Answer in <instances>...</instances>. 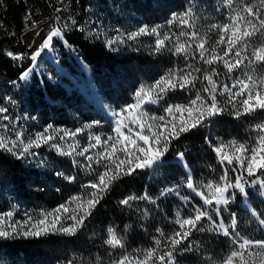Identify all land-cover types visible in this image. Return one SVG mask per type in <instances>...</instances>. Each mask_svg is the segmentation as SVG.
<instances>
[{"label": "trees", "instance_id": "16d2710c", "mask_svg": "<svg viewBox=\"0 0 264 264\" xmlns=\"http://www.w3.org/2000/svg\"><path fill=\"white\" fill-rule=\"evenodd\" d=\"M253 5L254 10L264 9L260 0H241L243 4ZM55 0H3L0 3V74L4 78H15L22 68L15 67L12 61L3 54L5 47H15L20 44L19 35L24 29V17L28 9L32 15L49 14ZM63 4V14L75 15L77 19L86 16V6L91 8V15L97 20L104 21L110 29L120 25L123 32L120 35L122 43L120 48L111 47L107 49L103 42L86 39L75 31L69 36L71 43L78 45L84 50L86 60L93 64L95 69L103 72L102 77L97 79L99 85L110 87L107 93L111 96L114 107L121 108L126 103L132 102V93L141 85H151L156 79L167 74L171 69H181L186 63L198 65L203 69L206 67L199 61V54L195 61L184 59L183 54H176L175 47L180 43H191L192 50H195V42L189 40L187 36L179 35L180 31L185 32L196 30L200 36L207 40L206 48L214 46L219 39V29L209 30L211 24H223L227 22L229 10L224 4V0H73L72 3L66 0H59ZM191 6L196 14L194 21L195 29L187 26L174 24L167 25L164 16L173 13H181L186 7ZM118 8V9H116ZM120 9L124 13H120ZM70 11H72L70 13ZM119 11V12H118ZM141 15L145 23L149 26L162 25L159 29L161 36H140L136 39H127L133 28L138 27L139 20L132 15ZM191 22V21H190ZM14 34V35H13ZM114 33H112V36ZM164 35L170 37L165 41L167 50L155 51L156 40L162 39ZM228 34H225L227 41ZM257 37H252V42L242 52V55L251 57L253 48L256 47ZM239 47V45L237 46ZM226 49V43L217 48V52L222 55ZM26 66V65H24ZM23 66V67H24ZM213 67L217 71L225 73L220 77L223 83L231 86L237 76L241 79L245 77L241 74V69L246 68L249 72L255 70L258 75L264 65L255 62L251 65L247 61L232 73L219 63ZM191 70V69H189ZM200 75V74H197ZM215 79V77H214ZM205 83H207L205 81ZM34 84V85H33ZM30 84L29 92L14 91L10 88H2L4 82L0 79V105L9 109L10 116H18L22 113L38 116V124L46 125L53 120L56 126L65 125L67 128H80L83 120H100L101 125H95L90 131L105 136L112 134V124L101 116L92 115L86 109L82 101L81 93L76 91L72 96L63 98L60 105L55 102L59 96V91L51 94L52 100L48 101L46 93L40 88L39 80L35 79ZM199 87V83H197ZM203 95V93H202ZM8 97H12L16 103L10 104ZM188 98L185 91L177 89L175 92L169 91L165 100L169 104L184 103ZM218 103L224 102V97L217 96ZM164 103V101H161ZM40 106L41 108H37ZM17 107V108H15ZM149 108L148 117L163 115L159 105L147 104ZM231 112L230 104L225 105ZM21 112V113H20ZM17 113V114H15ZM174 116L176 123L186 122L190 119L188 114L176 112ZM169 119H172L170 116ZM24 120V119H22ZM264 120V114L257 111L252 115L241 116L239 119L225 114L214 118L213 123L208 128L193 129L191 132L183 134L179 140L172 141L165 159L164 167L152 170H137L131 177H121L113 181L107 193L103 195L100 202L92 210V215L85 220V226L79 229L74 236L63 233L48 235L44 238H0V264H113L122 254L130 257H137L143 251L153 247V241L159 236L157 229L165 233V237L172 234L178 225L176 213L180 212V217L185 218L192 212L193 205H202L200 197L185 187L187 174L190 171L193 183L201 186L200 190L207 194V189L203 188L208 182H219V177L223 174L224 168L232 166L219 161L216 153L206 143V138H210L213 143L236 139L239 142L252 146L256 140L257 133L254 126ZM149 122L152 123L149 119ZM163 123V122H159ZM34 124V123H33ZM29 126V124H28ZM27 126V127H28ZM36 126V125H35ZM31 126L28 127V129ZM163 130V129H161ZM88 130L78 134L80 149L88 146ZM63 136V135H62ZM57 141L60 150L69 142V138ZM79 149V150H80ZM36 156L28 160L18 159L10 154L0 152V213L16 210L15 216H22L25 212L33 220L43 218L42 213H52L62 204H68L71 215L76 208L77 201H72L73 197L80 200L89 198L93 191L86 185L97 180V173L103 169L93 164L91 168L85 169L76 166L73 160H79L82 164L87 161L83 156L76 154L72 156L60 155L56 149L42 146L39 149L33 148ZM101 151L97 146L85 155H93ZM225 154L232 155V149L225 147ZM177 152H184L188 168L181 166L176 158ZM120 155V153H117ZM235 165L236 162L234 161ZM238 167V165H236ZM57 171L64 173V176L75 177L69 181L64 176H57ZM229 170L228 177L233 179L235 175ZM245 178L249 181L260 177ZM261 178V177H260ZM176 188L180 196H188L189 201H182L175 193L160 196L165 188ZM145 192L156 200L152 204L147 200L132 202V207L120 205L119 201L128 195H143ZM71 201V203H69ZM207 207V206H205ZM231 211L237 213V205L229 203L227 206ZM147 213V214H145ZM228 211L222 213L225 223L228 221ZM61 223L71 224L70 220L64 219L65 213L61 210ZM52 216L48 217L51 220ZM215 219V217H214ZM240 231L244 238L252 241L264 240V235L256 232L255 228L247 225L243 218L240 220ZM199 224H204V232H192L188 240H183L179 248L185 245L190 246L192 251L175 256L174 264H221L224 258L231 251L232 242L225 238L222 233L207 231L209 225L202 219ZM60 225L57 224V227ZM113 227L118 236L123 237L125 248L117 249L104 243L109 238L107 229ZM187 227V226H186ZM231 231V229H229ZM164 239L161 238L160 248L150 258L148 264H159L156 256L165 251ZM175 255V254H174ZM127 264V262H126ZM131 264H136V260H131Z\"/></svg>", "mask_w": 264, "mask_h": 264}, {"label": "snow or ice", "instance_id": "6c2138e0", "mask_svg": "<svg viewBox=\"0 0 264 264\" xmlns=\"http://www.w3.org/2000/svg\"><path fill=\"white\" fill-rule=\"evenodd\" d=\"M224 4L229 10L227 22L222 25L211 24L209 28V30L219 29L220 31L219 39L214 46L206 48L207 40L200 36L196 30L187 32L181 30L179 33V35L187 36L190 41L195 42L196 47L193 51L191 43H188L187 47L185 43H180L175 47V53L178 55L183 54L186 61L188 59L195 61L198 53L199 61L206 67L201 69L198 65L186 63L184 68L169 70L167 74L156 79L151 85L141 84L132 93V102L126 103L118 112L112 113L115 118L112 134H109L103 141L101 135L90 136L88 146L76 152V155L83 156L87 161L86 164H82L79 160H73L76 166L88 169L96 164L103 169L102 172L97 173L95 182L85 186L97 191L90 193L89 198L86 200L73 197L72 201H77V203L71 215H67L69 208L66 203L60 205L52 213H42L43 218L41 219L33 220L29 216L23 222L12 221L6 229L3 227L6 222L5 217L11 220L13 212L0 213V238H4V240L16 237L38 239L56 233L74 236L79 229L85 226V220L92 215V210L100 202L103 195L107 193L113 181L119 180L121 177H131L137 173V170L143 171L164 167L167 163L165 157L172 147L173 140H179L183 134L189 133L193 129L208 128L213 123L214 118L221 115L228 114L235 119H239L241 116L252 115L257 111L264 114V69L258 75L255 70L249 72L246 68L241 69V74L245 78L241 79L240 76H237L229 86L220 80V77L225 73L217 71V68L213 67L214 64L219 63L230 74L243 65L245 61L249 65L255 62L264 65V9L254 10L251 2L243 4L241 0H224ZM57 11L59 12L61 9H57ZM31 15L29 13L25 16L26 27L27 22L31 21L34 29L37 24L36 21L31 20ZM195 19L196 14L193 8L189 6L181 13H173L167 20V25L171 27L174 24H179L195 29ZM72 24L75 25V21H72ZM53 25L55 26L50 27V30L42 37L39 48L30 57L32 61H36L45 49H53L54 38L67 44L64 34V29L68 27L67 23L60 22V18L57 17L53 21ZM161 27L162 25L149 26L143 24L129 33L127 39L134 40L142 35L160 37L159 29ZM117 31L119 32V30ZM225 34H228L227 41L225 40ZM34 35L40 37L41 33L35 31ZM254 36L260 42L253 48L251 57L242 55ZM169 39L170 37L167 35H164L162 39H157L155 51L167 50L165 41ZM117 40H120V36L109 40L108 43L115 44ZM225 43L226 49L220 55L217 48ZM238 45L239 47H237ZM4 54L13 61H22L25 58L22 54L7 50ZM33 67L24 70L19 79L27 81L33 73ZM197 83H199V87H197ZM177 89L180 91L186 90L188 98L184 103L169 104L165 100L167 93L169 91L175 92ZM218 95L224 97L222 104L218 103ZM7 101L13 105L16 103L12 97H8ZM161 101H164V103H161ZM145 104L149 107L159 105L164 114L149 118V108L144 107ZM227 104L231 105V112L225 107ZM8 111L7 107L0 106V121H8V125L0 128V152L10 154L21 160H28L37 154L32 151L33 148L39 149L46 145L49 148L56 149L60 155H73L72 151L60 150L61 146L57 141V135L50 131H56L52 124H48L42 131H38L29 137L26 136L22 127H15V121L10 116L5 115ZM176 112H186L190 119L186 122L176 123L174 116ZM170 116L172 119H169ZM149 119L153 122L150 123ZM9 125L12 127H9ZM95 125H101V121L95 120L85 123L75 130H58L63 132V136H60L59 139L63 140L65 137L75 139L78 134L92 129ZM254 131H256L257 137L252 146L236 139L228 141L227 144L223 141L214 144L210 138H206V143L216 153L222 166L223 162L227 161V165L232 167L230 169L228 167L224 168L223 174L219 177V182H208L202 186L207 189V194L200 190L201 186L193 183L189 171L185 187L200 197L203 202L202 205H193L191 214L185 218H181L180 212L177 211L175 223L178 228L172 234L165 237V233L157 229L159 236L154 239L153 247L143 251L137 257L122 254L119 259L113 261V264H126V262L131 264L133 259L136 260V264H148L150 258L160 248L161 238L164 239L166 250L156 256V260L159 264H174L176 255L192 251L190 242L183 248H179L181 242L188 240L194 231L204 232L206 230L204 224H199V227H197L202 219L209 225L207 231L216 234L222 233L225 238L232 242L231 251L221 264H234L237 259L239 264H249L248 258L252 256V251H247L248 258L245 256V252L249 248L264 252V240L254 242L240 237V221L237 213L227 207L236 195L249 197L252 194L249 191L250 186L255 187L257 192L264 196V187H262L264 185V120L254 126ZM8 132H11L12 135H8ZM97 146L101 148V151L96 152L95 158L93 155H85ZM70 147L74 151L76 146L70 145ZM225 147L232 149L231 156L224 153L223 149ZM117 153H120V155H117ZM233 157L236 162L235 165L233 164ZM176 158L180 161L182 167L188 168L184 152H177ZM229 170L239 174L235 175L233 179H229ZM245 173L248 177L259 175L261 180L259 182L255 179L249 181L245 178ZM56 175L64 176V173L57 171ZM64 179L73 181L75 177L64 176ZM170 193H175L182 201H189L188 196H180L174 187L163 189L160 196ZM138 200H147L152 204H156V200L150 197L147 192L140 196L130 194L121 199L119 203L122 206L131 208L132 202ZM61 210L65 213L64 219L70 220L71 224L61 223V216L59 215ZM224 211L229 212L227 224L222 215ZM251 215L256 217L258 226L264 228V217L255 211ZM49 216H52L51 220H48ZM57 224L60 226L57 227ZM107 231L109 238L104 243L112 248L124 249L123 237L118 236L113 227H109Z\"/></svg>", "mask_w": 264, "mask_h": 264}, {"label": "bare ground", "instance_id": "6f19581e", "mask_svg": "<svg viewBox=\"0 0 264 264\" xmlns=\"http://www.w3.org/2000/svg\"><path fill=\"white\" fill-rule=\"evenodd\" d=\"M85 13L86 16L80 17L81 19H77L75 15L70 16L67 24L68 27L64 29L66 40L69 39L72 33L77 31L86 39L103 42L107 49H111L113 46L117 49L121 47L122 38L120 35L124 30L120 25L115 26V29H110L111 27H108L104 21L92 17L89 5L86 6ZM72 21H75V25L72 24ZM112 33H114L113 36ZM117 36H120V40H117L115 44L108 43L109 40L115 39ZM64 46V41H57L54 38V47L52 50L45 49L37 57L36 61L31 60L30 67L34 65L33 73L27 81H21L19 79L20 75L12 79L4 78V80H11V82H4L2 88L26 92L29 90L27 86L33 84L35 79H38L40 88L46 93L48 101L52 100V93L59 91L60 94L55 98V102L60 105L63 103V98L72 96L76 91L80 92L82 97L90 95L93 92L97 94L104 93L105 87L103 86L105 85H99L97 83V79L102 77L103 72L97 71L93 64L86 60L84 50L78 45L69 41L66 53ZM24 57L21 63H30V56ZM86 102L84 101V105ZM37 108L39 109L41 107L38 106ZM33 120L34 122L38 121L37 119ZM89 122H92V120H83L81 124L83 125ZM49 124L54 125L53 120H50ZM61 126L65 127L63 124Z\"/></svg>", "mask_w": 264, "mask_h": 264}, {"label": "rangeland", "instance_id": "374dc122", "mask_svg": "<svg viewBox=\"0 0 264 264\" xmlns=\"http://www.w3.org/2000/svg\"><path fill=\"white\" fill-rule=\"evenodd\" d=\"M216 1V0H213ZM260 3L264 6V0H260ZM118 9V8H116ZM119 12V11H118ZM120 13H124L123 10L120 9ZM125 15V13L123 14ZM135 16L138 20H139V25L136 28H133L132 31H135L136 29H138L141 25L146 24L143 17L141 15H132ZM167 17H171V14L168 16H164L163 19H167ZM34 29H28L25 31L24 35H23V39L26 38V36H28L29 34L32 35L34 33L33 31ZM34 85V84H33ZM31 86H27V88L29 89ZM105 87V92L101 93V94H97L96 92L90 93V95H85V97L82 98V101L86 102L85 107H87V109H89L88 111H90L92 113V115L96 116H101L104 119H106L107 121L111 122L112 127H113V120L115 119L112 115L113 112H115L113 110L114 108V104L113 102L110 100L111 96L107 93L108 91H111L110 87ZM103 89V88H102ZM16 91V90H15ZM25 94H27L29 92V90H27L26 92L23 91ZM82 92V89H81ZM82 96V95H81ZM9 103V102H8ZM17 108V107H15ZM21 113V112H20ZM17 114V113H15ZM5 115H9V112L6 113ZM13 121H15V127L17 128H21L23 129L24 133L26 134V136H33L36 132L38 131H42L44 128L47 127V125H40L38 124V122H34L33 119H37L38 120V116L35 115L32 116L30 113L27 114V112L22 113L21 114V118L24 119H20L18 116H10ZM176 119H180L179 116L175 117ZM91 120H94L93 116L91 118ZM34 123V124H33ZM28 124L29 126H31V128L28 129ZM4 125H8V121H0V128H3ZM36 125V126H35ZM28 126V127H27ZM54 126V130H50L53 132L54 135L57 136H62L63 132L62 131H58V130H75L77 128H67L64 126ZM9 127H12L11 125H9ZM126 131V130H125ZM58 132V134H57ZM88 139L90 138V136L93 135H99L97 132L94 133L90 130H88ZM8 135H12L11 132L7 133ZM101 135V139L102 141L104 140V138ZM107 136H105L106 138ZM70 145H75V150L73 151V149L70 147ZM80 149V145L78 140L75 139H69V142L65 144L64 146V150L65 151H72L73 155L76 154V152H78ZM34 152V151H33ZM229 155V154H228ZM36 156V155H35ZM231 156V155H230ZM34 157V156H32ZM235 161L234 157H233V162ZM226 163V162H224ZM255 180H257L258 182L261 180L260 177L255 178ZM262 187H264V185H262ZM249 191L252 193L249 197L245 198L242 195H236L235 199L233 201H231L230 203L233 205H237L239 208L237 209V212L239 213L240 217H238V220H240L241 218H243V221L246 222L247 225H251V227L253 226L256 230V232H260L264 235V228H261L258 226V222L256 220V217H253L251 215V213L253 211L257 212L258 214H260L262 217H264V196H261L255 187H249ZM11 212H13V217L11 220H8L7 217H5V223L3 224V227H5L6 229L8 228L9 223H11L12 221H18V222H23L26 219H28V215L23 212L22 216H15L16 215V210L13 209L11 210ZM227 216L229 217V213H227ZM46 226V225H45ZM43 227V226H42ZM241 238H244L241 234H239ZM260 241V240H258ZM255 242V241H254ZM247 251H252V256L250 258L247 257ZM245 256L246 258L249 259V264H264V259H262V257H264V252H259L254 248H249L248 250H246L245 252ZM234 264H239L238 259L236 261H234Z\"/></svg>", "mask_w": 264, "mask_h": 264}, {"label": "built area", "instance_id": "2783aa9c", "mask_svg": "<svg viewBox=\"0 0 264 264\" xmlns=\"http://www.w3.org/2000/svg\"><path fill=\"white\" fill-rule=\"evenodd\" d=\"M66 1H70V3H72L73 0H66ZM2 2H3V0H0V3H2ZM57 9H61V11L58 12ZM71 12L72 11H70V13ZM29 13H31V9H28L26 15H28ZM57 17L60 18V22L68 24L70 14H63V4H59V0H55V3L52 5V10L50 11L49 14L31 15V20L36 21V24H37V27L34 28L33 31L34 32L39 31L41 33V36L36 37L33 33L32 35L29 34L28 36H26V38L23 39V35H24L25 31L33 28L31 21L27 22V27H26V21H25V17H24V29L22 30V32L19 35L20 44H15V47H5L3 49V54L7 50V51H12V52L17 53V54H22L23 56H30L31 57L33 55V52L39 48V45L42 42V37L50 30L51 26H55V25H53V21L56 20ZM71 36H73V35H70V37ZM69 41H70V39L67 40V44H65V46H64L65 47V53L68 50ZM6 57L12 61V63L15 65V67L22 68L20 70V72L18 73V75H20L24 70H26L31 65V59H30V63H21V61H13L10 57H8V56H6ZM24 65H26V66H24ZM0 79L3 82H11V80H4V75L2 76V74H0Z\"/></svg>", "mask_w": 264, "mask_h": 264}, {"label": "water", "instance_id": "95a60500", "mask_svg": "<svg viewBox=\"0 0 264 264\" xmlns=\"http://www.w3.org/2000/svg\"><path fill=\"white\" fill-rule=\"evenodd\" d=\"M224 162H226V163H227V161H224Z\"/></svg>", "mask_w": 264, "mask_h": 264}]
</instances>
